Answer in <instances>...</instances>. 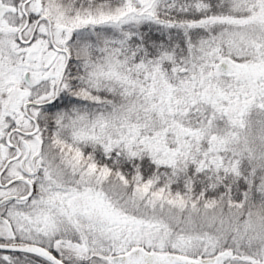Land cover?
<instances>
[{"label": "snow or ice", "instance_id": "snow-or-ice-1", "mask_svg": "<svg viewBox=\"0 0 264 264\" xmlns=\"http://www.w3.org/2000/svg\"><path fill=\"white\" fill-rule=\"evenodd\" d=\"M0 264H264V0H0Z\"/></svg>", "mask_w": 264, "mask_h": 264}]
</instances>
